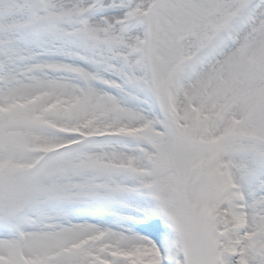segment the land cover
<instances>
[{
  "label": "rangeland",
  "instance_id": "374dc122",
  "mask_svg": "<svg viewBox=\"0 0 264 264\" xmlns=\"http://www.w3.org/2000/svg\"><path fill=\"white\" fill-rule=\"evenodd\" d=\"M254 1L0 0V264H264Z\"/></svg>",
  "mask_w": 264,
  "mask_h": 264
},
{
  "label": "bare ground",
  "instance_id": "6f19581e",
  "mask_svg": "<svg viewBox=\"0 0 264 264\" xmlns=\"http://www.w3.org/2000/svg\"><path fill=\"white\" fill-rule=\"evenodd\" d=\"M151 32V31H150ZM86 139H89V138H83L81 139L80 141H77V142H74V143H70V145H73V144H76V143H79V142H82L83 140H86ZM65 145H68V144H65ZM88 252H86L87 254Z\"/></svg>",
  "mask_w": 264,
  "mask_h": 264
}]
</instances>
